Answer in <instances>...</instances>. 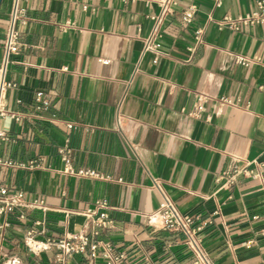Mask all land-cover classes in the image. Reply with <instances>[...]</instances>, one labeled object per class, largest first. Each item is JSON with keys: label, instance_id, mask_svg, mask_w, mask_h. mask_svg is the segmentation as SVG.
<instances>
[{"label": "crops", "instance_id": "0c3cea01", "mask_svg": "<svg viewBox=\"0 0 264 264\" xmlns=\"http://www.w3.org/2000/svg\"><path fill=\"white\" fill-rule=\"evenodd\" d=\"M176 1L156 49L145 50L155 0H18L17 51L4 72L0 187L46 208L0 216V264L8 256L52 264L53 249L27 252L25 231L37 220L39 239L85 232L79 212L98 199L112 220L99 238L123 253L118 264H192L183 234L146 218L162 199L155 181L181 213L204 223L198 236L214 264H264V21L218 24L250 13L256 0ZM12 5H0V66ZM37 91L49 100L45 109L36 108ZM197 93L206 102L195 115ZM65 145L75 170L102 177L64 172ZM232 158L248 162L250 173L230 180ZM65 264L91 263L84 254Z\"/></svg>", "mask_w": 264, "mask_h": 264}, {"label": "built area", "instance_id": "2783aa9c", "mask_svg": "<svg viewBox=\"0 0 264 264\" xmlns=\"http://www.w3.org/2000/svg\"><path fill=\"white\" fill-rule=\"evenodd\" d=\"M157 5V12L153 15L154 24L150 34L145 38V50H154L157 47L155 39L160 31L161 25L165 18L173 12V8L176 5V0H155ZM220 4V0H216V5ZM193 10L189 9L183 12L182 18L184 21L189 22L192 18ZM23 11L18 6V0H13V5L9 15V23L4 35V51L2 62L0 66V116L6 113L2 99L3 93L7 86L10 84L4 80L5 66L8 61L9 55L17 51L18 44V22L22 21ZM264 21V0H256L254 9L242 17L231 18L224 16L219 20V25L226 24L227 26L238 29L240 23H259ZM202 29H197L195 34V40L201 41ZM236 62L241 65H247L249 60L238 56ZM35 101L37 109H45L49 103L41 91L35 93ZM206 97L197 93L194 96V102L191 114H199L204 110ZM18 118L17 116L15 117ZM71 127V124H67ZM3 133L0 132V136ZM60 159L63 162V171L69 174H75L79 176H88L93 178H101L102 175L89 168H80L75 170L70 162V148L63 146L58 149ZM232 168L225 175H229L231 180L238 173L247 174L250 173L246 169V165L239 166L240 159L232 158ZM154 187L157 188L162 199L158 208L146 215L148 222L153 218L157 221L160 228L170 231L180 232L183 234V244L189 249L193 255L192 264H214L211 257L204 250L201 245L198 233L203 228V222L197 215H187L181 213L171 200L162 192L161 187L157 181L154 182ZM31 207L45 209L42 201L33 200L32 202H26L23 198L22 192H13L8 194L4 187H0V216H6L12 213L16 208ZM108 204L103 199H98L94 202L93 206L87 207L81 212L85 218L87 230L82 233L68 234L63 233L57 236H49L45 239H39L38 236L44 233L41 221H34L31 227H29L23 236L24 246L28 253L36 255L39 252L47 249L55 250V255L52 264H65L68 257L72 255H84L90 259L91 264H97L96 259L100 258L103 264H118L122 259L123 253L115 251L112 244L108 241L99 238L100 232L103 229L110 228L112 226V220L108 215ZM19 219H24L25 215L20 213ZM3 225H7L4 221ZM264 234V229L262 230ZM1 264H22L16 256L6 257Z\"/></svg>", "mask_w": 264, "mask_h": 264}, {"label": "water", "instance_id": "95a60500", "mask_svg": "<svg viewBox=\"0 0 264 264\" xmlns=\"http://www.w3.org/2000/svg\"><path fill=\"white\" fill-rule=\"evenodd\" d=\"M1 2H2V0H0V5H1Z\"/></svg>", "mask_w": 264, "mask_h": 264}]
</instances>
